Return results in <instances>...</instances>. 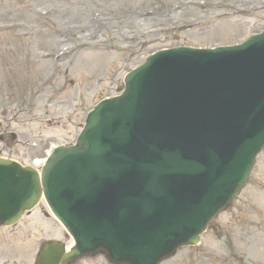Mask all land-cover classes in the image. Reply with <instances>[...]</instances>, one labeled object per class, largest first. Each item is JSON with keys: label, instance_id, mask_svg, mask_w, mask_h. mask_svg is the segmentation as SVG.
I'll return each instance as SVG.
<instances>
[{"label": "rangeland", "instance_id": "374dc122", "mask_svg": "<svg viewBox=\"0 0 264 264\" xmlns=\"http://www.w3.org/2000/svg\"><path fill=\"white\" fill-rule=\"evenodd\" d=\"M26 1V3L23 0L17 1L19 11L15 9L16 13H12L13 16L9 19L12 21H4L5 16L2 15L4 11H0V23L17 21L21 26H33L31 30L20 27L10 31H0V132H5L4 121L14 119L13 112L24 109V114H20L19 118L23 120L12 127L16 128L21 136L20 139L35 140L38 143V150L30 151L32 152L30 153L12 145L10 154L9 150L5 151V155L9 154L17 160L21 157L24 161L30 160V157L41 158V151L52 143L71 141L77 129L69 125V122L79 124L82 121L83 109H89L98 99L112 96L120 87L123 75L142 63L149 53L158 48L236 42L239 37L264 28V0H209L214 5L211 8L186 7L174 11L163 19L161 14L169 13V7L177 1L166 0L167 8L161 9L155 16L150 17L148 27L167 28L170 31L162 30L163 34L155 35L154 40L147 43L145 42L146 26L140 25L139 21L131 22L133 19L127 20L138 19L132 15L134 12L154 7L156 4L153 0H68L67 3L63 0ZM259 2H263L259 5V7L263 5L260 10L256 6ZM253 6L257 8L253 10L248 8ZM4 8H6L5 3L0 2V10H5ZM51 8L55 10V13L46 17L40 15ZM255 12L261 19L249 17L254 16ZM91 14L97 15V24L101 25H94ZM126 14L127 19H125ZM111 15H115L114 20L111 21L113 28L107 31L105 25ZM241 16H246L249 21L245 18V22L240 23L241 26L238 29L228 25L230 22L236 23L242 18ZM26 19L28 22L24 21ZM221 23L223 24L218 27H224L222 31L226 30L227 34L222 32V37H215L213 27ZM72 25H83L84 28L70 29ZM86 25L89 28H86ZM229 28L230 30L227 31ZM228 32H231L229 36ZM117 34L131 38L129 47H126L128 52L121 53L124 61L121 64H108V59L116 58L117 55H102L103 57L99 58L86 51L73 61V53L77 45L81 43L85 45L96 43L102 47L111 48L112 51H119V48L125 46ZM98 40L101 42L99 43ZM65 45L73 49L71 53L69 52L70 54H65L58 60L59 67L54 69L55 63L51 58H41L42 53L50 52V50L55 53ZM106 60V64L101 66ZM106 67L108 72L119 68L111 74V79H107L111 80L110 82H104L109 75L105 70ZM101 74H107V77L100 85H97L95 81ZM16 105H19L16 110L11 108ZM71 110L72 116L66 118ZM17 114L19 115L18 112ZM36 117L41 118V121L30 123L35 121ZM9 134V132L6 133L8 140ZM263 173L264 153L257 160L251 177L252 187H249L246 192H252L254 186H262L260 183ZM249 194L253 195L254 192ZM244 196L239 199L241 203L247 200L248 196L243 199ZM258 202L261 207L264 206V199H259ZM241 217V214L237 215V218ZM223 218L224 216L213 227V231L216 229L217 231L216 234L211 235V239L220 238L218 235H221L222 239L220 245L211 253L203 255L200 252L197 254L193 251H185L163 264H193L192 262L198 263L199 260L203 262L201 264H264L262 248L264 247V227L258 228L256 224L251 228L246 227V235L241 239L242 234L238 233V227L232 228L239 219L236 218L237 220L233 222L230 216ZM19 225L15 227L16 230H20ZM40 235L44 234L35 232L32 238L38 240ZM213 240L209 241L208 245L214 242ZM207 242L205 240L204 243ZM3 254L0 255L1 259ZM186 255H189V258H185ZM86 263L94 264L91 260Z\"/></svg>", "mask_w": 264, "mask_h": 264}, {"label": "water", "instance_id": "95a60500", "mask_svg": "<svg viewBox=\"0 0 264 264\" xmlns=\"http://www.w3.org/2000/svg\"><path fill=\"white\" fill-rule=\"evenodd\" d=\"M95 160H98V157H96ZM182 167H184V166L182 165ZM160 171H162V170H160ZM167 171H169V170H167ZM66 216H67L68 218L70 217L68 214H66ZM68 220H69V219H68ZM69 223H70V220H69Z\"/></svg>", "mask_w": 264, "mask_h": 264}, {"label": "bare ground", "instance_id": "6f19581e", "mask_svg": "<svg viewBox=\"0 0 264 264\" xmlns=\"http://www.w3.org/2000/svg\"><path fill=\"white\" fill-rule=\"evenodd\" d=\"M259 206H260V205H259ZM212 244H215V245L218 246V243H211V244L208 245V247L211 246ZM66 249H68V248H66ZM66 251H67V250H66Z\"/></svg>", "mask_w": 264, "mask_h": 264}]
</instances>
